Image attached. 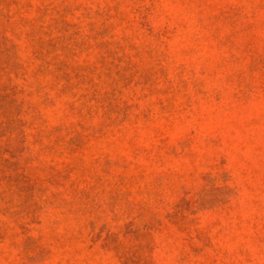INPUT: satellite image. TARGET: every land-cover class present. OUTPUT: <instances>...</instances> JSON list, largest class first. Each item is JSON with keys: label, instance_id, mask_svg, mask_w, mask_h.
<instances>
[{"label": "rangeland", "instance_id": "1", "mask_svg": "<svg viewBox=\"0 0 264 264\" xmlns=\"http://www.w3.org/2000/svg\"><path fill=\"white\" fill-rule=\"evenodd\" d=\"M0 264H264V0H0Z\"/></svg>", "mask_w": 264, "mask_h": 264}]
</instances>
